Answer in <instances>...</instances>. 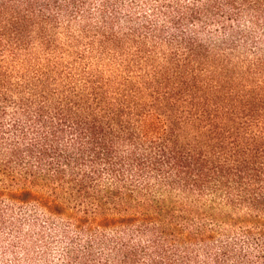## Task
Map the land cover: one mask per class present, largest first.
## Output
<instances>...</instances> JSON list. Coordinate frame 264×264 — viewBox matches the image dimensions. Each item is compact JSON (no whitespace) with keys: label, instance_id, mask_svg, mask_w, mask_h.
<instances>
[{"label":"trees","instance_id":"obj_1","mask_svg":"<svg viewBox=\"0 0 264 264\" xmlns=\"http://www.w3.org/2000/svg\"><path fill=\"white\" fill-rule=\"evenodd\" d=\"M0 264H264V0H0Z\"/></svg>","mask_w":264,"mask_h":264}]
</instances>
